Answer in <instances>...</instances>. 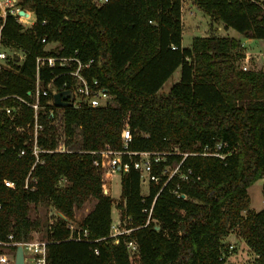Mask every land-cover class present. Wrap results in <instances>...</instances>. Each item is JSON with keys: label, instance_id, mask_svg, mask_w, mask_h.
Wrapping results in <instances>:
<instances>
[{"label": "trees", "instance_id": "obj_1", "mask_svg": "<svg viewBox=\"0 0 264 264\" xmlns=\"http://www.w3.org/2000/svg\"><path fill=\"white\" fill-rule=\"evenodd\" d=\"M213 20L249 38L264 39V6L261 0H193ZM35 12L36 21L23 28L7 14L5 44L24 49L25 59L16 72L0 76L2 94L28 97L40 55L75 56L81 61L102 60L83 71L97 78L115 103L93 107H55L40 115L44 128L39 143L47 149L67 151L42 154L32 174L35 189L25 188L34 156L19 155L28 135L0 127V240L12 233L27 239L40 220L30 216V205L53 207L57 217L47 227L49 264H227L232 252L224 238L233 230L264 264V207L251 208L248 188L264 178V70H243L242 43L231 36H195L182 46V0H18ZM4 17L0 13V20ZM46 23H42L43 21ZM46 37V43L40 37ZM59 48L46 50L47 43ZM75 66V62H72ZM180 68L178 82L166 94L159 90ZM60 66L40 70L43 84L71 83ZM57 76V77H56ZM31 109L23 106L16 124H26ZM130 128L131 150H201L215 137L227 141L224 158L190 154L183 161L200 180L174 179L157 195L153 218L147 225L142 212L149 207L160 185L151 184L143 201L140 173L130 168L121 176V208L135 229L114 243L109 235L112 219L111 180L106 178L99 150L122 148L121 131ZM96 152V153H94ZM127 160V156L123 157ZM169 155L164 163L180 160ZM100 165L96 167L93 161ZM64 179V184H60ZM175 182L187 199L171 192ZM264 196V184L262 187ZM91 210L77 222L74 237L89 231L88 240L70 238L67 222L88 198ZM125 239H134L138 254L130 258ZM94 249H98L95 253Z\"/></svg>", "mask_w": 264, "mask_h": 264}, {"label": "built area", "instance_id": "obj_2", "mask_svg": "<svg viewBox=\"0 0 264 264\" xmlns=\"http://www.w3.org/2000/svg\"><path fill=\"white\" fill-rule=\"evenodd\" d=\"M95 4L101 5L108 0H92ZM24 10L26 13L20 14V10ZM0 13L4 17L0 20V76L6 72H16L15 65H20L25 59V51L23 48L7 45L4 41L3 27L5 24V17L10 14L14 17L15 21L23 28L32 27L36 21V15L33 10H28L18 5V0H0ZM43 24L46 23L44 20ZM42 43H46V37H40L38 39ZM55 43V42H54ZM48 44V43H47ZM59 48V44L57 46ZM46 49V48H45ZM47 50V49H46ZM52 50V49H51ZM55 50V49H53ZM264 54V51H263ZM242 68L243 70H249L247 64L249 58H243ZM75 62V66L73 63ZM100 64L102 60H95L94 58L88 61H81L75 56H58V55H40L36 58V76L34 79L33 89L28 92V97L21 96L19 94H2L1 91L4 87L0 80V127H9V129H15L17 133L21 135H28V138L24 141L23 145L18 148L19 155H24L30 152L34 156L33 165L25 179V188L30 190L35 189V184L38 182V178L32 174V170L37 164L44 163V157L42 154L51 151H67V148L60 147L55 150L45 148L39 143V134L43 130L44 125L40 121V115L45 112H52L55 107L53 95L56 92L65 89H71L73 94V106H79L83 102L89 106L99 107L107 106L110 104V97L112 95L106 88L100 85L97 78H92L90 81L84 75L83 71L91 68L93 64ZM46 66L64 67V73L70 75L71 83L63 81L61 84H56L54 79L47 84H43L40 78V70ZM57 77V76H56ZM28 106L31 109V118L26 124L17 125L16 118L22 115L23 106ZM122 148L115 150L110 145H105L98 151L102 155L103 168L106 178L112 181L110 175L119 172L121 175L129 172L133 167L140 173V184H148L149 189L151 184L160 185V189L154 197L149 207H144L142 212L146 215L147 220L144 225L150 222L154 223V228L159 230L160 226L157 224L156 219L153 218V207L157 195L160 191L172 182L175 178L178 180L188 181L193 177V180H200L199 176H193V172L190 168L183 167V161L186 156L190 154H202L211 155L224 158L228 152L225 149L228 147L227 141L222 138L215 137L214 142L206 143L202 146L201 150L196 151H180L177 146L163 151H146V150H131L129 148L132 140L130 128L127 123L124 125L121 131ZM96 153V152H94ZM169 155H182L180 160H173L171 163H161L167 160ZM124 156H127V160H124ZM94 165L98 167L100 165L99 160L93 161ZM179 182H175L171 188V192L179 198L187 199V195L179 190ZM142 194V193H141ZM149 194V193H148ZM142 194L143 201L148 196ZM1 207V206H0ZM125 208V201L123 202ZM124 208L118 207L119 216L112 217L109 228V235L113 237L114 243H118L121 237L130 235L135 229L132 226L131 216L123 214ZM55 210L53 215L55 219L61 217ZM112 216V214H111ZM54 223L50 219L49 224ZM67 226L71 231L70 238L79 240H88L89 231L87 228L82 229L81 237H74V230L77 223L74 220L67 222ZM125 244L129 252L130 258H134L138 254V244L134 239H125ZM48 242L46 239L33 238L32 234L29 238L23 240H15L12 233L7 235L6 240H0V264H14L16 248L18 245H22L24 262L25 264H49L47 260L48 254ZM233 244H228V249L232 251ZM95 253H98V249H94Z\"/></svg>", "mask_w": 264, "mask_h": 264}, {"label": "rangeland", "instance_id": "obj_3", "mask_svg": "<svg viewBox=\"0 0 264 264\" xmlns=\"http://www.w3.org/2000/svg\"><path fill=\"white\" fill-rule=\"evenodd\" d=\"M264 6V0H261ZM189 6L191 8L189 9ZM31 10L30 8H26ZM188 9L190 10L191 15H188ZM188 15V17H187ZM183 34H182V45L183 47H190L192 39L195 36L199 35H221V36H231L239 39L241 43L247 45H242L241 51L247 55L249 58V63L247 64L248 68L253 70H264V39L248 40L242 33L236 31L235 29L229 27L225 28L221 23L213 20L208 14L204 13L201 9L193 5V0H184V12H183ZM249 45V46H248ZM58 43H48L45 48L47 50L57 49ZM244 60L240 61L239 66H242ZM181 70L177 68L175 72L168 78V80L163 84L159 93L166 94L169 92L172 85L179 81ZM115 101L113 97H110V104H114ZM121 174L119 172L111 174V195H112V217L119 216L121 198ZM61 185L64 184L65 180L60 181ZM264 184V178L256 181L248 188V194L250 196L251 207L255 210H260L264 207V196L262 193V187ZM141 193L147 195L149 193V185L141 184ZM95 203L94 198H88L81 208L76 209L74 216V222H79L93 207ZM55 209L53 207H47L44 205L35 206L30 205V216L38 217L40 220V227L38 230L32 231L33 238L37 239H46L47 238V227L46 224L50 222V219L54 222L55 216L53 213ZM235 236V231H232ZM234 248L233 253H230L227 258V264H255L254 263V254L245 247V245L238 240L234 239L233 242Z\"/></svg>", "mask_w": 264, "mask_h": 264}, {"label": "water", "instance_id": "obj_4", "mask_svg": "<svg viewBox=\"0 0 264 264\" xmlns=\"http://www.w3.org/2000/svg\"><path fill=\"white\" fill-rule=\"evenodd\" d=\"M20 14L26 13L23 9L19 11ZM54 104L58 107L72 106L73 105V94L71 89L61 90L53 95ZM63 219H67L64 214L57 212ZM14 264H25L24 254L22 245H18L15 254Z\"/></svg>", "mask_w": 264, "mask_h": 264}, {"label": "crops", "instance_id": "obj_5", "mask_svg": "<svg viewBox=\"0 0 264 264\" xmlns=\"http://www.w3.org/2000/svg\"><path fill=\"white\" fill-rule=\"evenodd\" d=\"M193 5H195L194 3H193ZM196 6V5H195ZM197 7V6H196ZM191 8V6H189V9ZM188 9V15H191V13L192 12H190V10ZM181 10H182V27H183V25H184V23H183V12H184V0H182V7H181ZM188 15H187V17H188ZM222 26H224L223 24H222ZM183 30H184V28H183ZM183 30H182V34H183ZM203 36V35H202ZM246 37V36H245ZM249 41L250 40H254V38H249V37H246ZM242 45H244V46H247V45H245V44H243L242 43ZM183 46V45H182ZM249 46V45H248ZM246 57H248L247 55L244 57V58H246ZM252 208V207H251ZM253 209V208H252ZM234 235V233L233 232H231L228 236H226L225 238H224V242L228 245V244H230L231 242H233V240L234 239H236V238H238V240L239 241H241L244 245H245V247H247L248 249H249V247H248V245L246 244V242L244 241V239H242L241 237H239V236H237V234L235 233V236H233ZM231 253H233V252H231Z\"/></svg>", "mask_w": 264, "mask_h": 264}]
</instances>
